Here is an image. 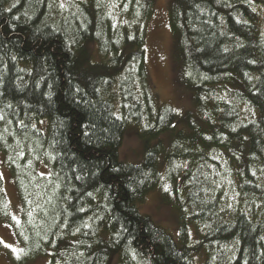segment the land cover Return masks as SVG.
Instances as JSON below:
<instances>
[{
  "label": "trees",
  "instance_id": "1",
  "mask_svg": "<svg viewBox=\"0 0 264 264\" xmlns=\"http://www.w3.org/2000/svg\"><path fill=\"white\" fill-rule=\"evenodd\" d=\"M155 3L0 0V154L22 205L15 264H196L204 250L205 264H264V0H175L198 114L182 130L146 67ZM130 125L144 140L139 166L119 160ZM165 133L167 151L153 144ZM151 190L181 220L191 209L199 248L140 213ZM6 202L0 174L1 220Z\"/></svg>",
  "mask_w": 264,
  "mask_h": 264
},
{
  "label": "rangeland",
  "instance_id": "2",
  "mask_svg": "<svg viewBox=\"0 0 264 264\" xmlns=\"http://www.w3.org/2000/svg\"><path fill=\"white\" fill-rule=\"evenodd\" d=\"M63 3L75 0H61ZM175 0H156L154 14L146 30V67L152 92L160 105H168L177 113V130L186 129L183 123L188 114L194 119L198 117L194 93L191 86V71L182 51L180 36L171 28L170 16ZM260 16L259 32L264 39V4L258 8ZM12 136L7 126L3 129L2 138L11 150L16 149L15 143L9 140ZM162 140L165 151L171 147L172 136L163 134L153 141V144ZM144 140L139 130L130 125L126 128L121 146L119 160L126 164L142 165L144 160ZM26 155V154H25ZM164 157V158H163ZM166 169L165 152L160 155L159 170ZM38 174L48 175L46 167L42 166ZM0 174L3 179L6 196L5 220L0 219V264H15L14 259L20 254V244L15 231V224L21 222V200L15 181L6 167V158L0 154ZM140 213L149 217L157 226L163 228L180 246L182 229L188 234V242L194 248L203 243V236L196 224L191 221L192 211L184 207L182 220L178 210L162 200L159 190H151L142 204H138ZM184 221V222H183ZM186 243V242H184ZM181 247V246H180ZM204 250V249H203ZM196 264H205L206 252H194ZM120 255H116L111 264L119 263ZM49 256L41 257L27 264H49Z\"/></svg>",
  "mask_w": 264,
  "mask_h": 264
},
{
  "label": "bare ground",
  "instance_id": "3",
  "mask_svg": "<svg viewBox=\"0 0 264 264\" xmlns=\"http://www.w3.org/2000/svg\"><path fill=\"white\" fill-rule=\"evenodd\" d=\"M164 173H165V171H164ZM2 178V177H1ZM2 181H3V179H2ZM168 188V190H170L171 191V186L169 185V187H167ZM3 191H4V184H3ZM5 192V191H4ZM185 202H183V204H184ZM186 206V204H184L183 205V209H184V207Z\"/></svg>",
  "mask_w": 264,
  "mask_h": 264
}]
</instances>
